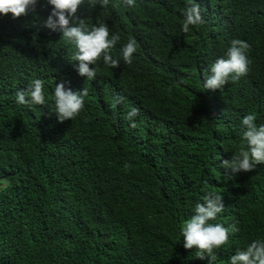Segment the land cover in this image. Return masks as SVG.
<instances>
[{"label": "trees", "instance_id": "16d2710c", "mask_svg": "<svg viewBox=\"0 0 264 264\" xmlns=\"http://www.w3.org/2000/svg\"><path fill=\"white\" fill-rule=\"evenodd\" d=\"M195 2L205 23L184 33L188 0H84L70 22L105 23L121 37L111 52L119 67L99 61L92 81L78 74L75 48L44 27L47 0L16 19L0 15V264H209L180 235L206 191L223 195L214 222L239 228L215 264L264 239V165L235 175L221 167L239 151L243 117L264 124V0ZM129 37L138 48L126 64ZM238 37L257 46L258 68L252 61L238 82L206 90L209 66ZM34 79L45 81L46 104H18ZM61 82L89 90L63 123L52 101Z\"/></svg>", "mask_w": 264, "mask_h": 264}, {"label": "clouds", "instance_id": "9594fccd", "mask_svg": "<svg viewBox=\"0 0 264 264\" xmlns=\"http://www.w3.org/2000/svg\"><path fill=\"white\" fill-rule=\"evenodd\" d=\"M84 0H47L52 11L43 22L44 27L52 32L61 33V39L75 48L72 61H78L77 72L87 81L96 78L99 71L98 62L103 61L105 66L117 68L120 64L119 58H113L112 49L120 42L119 33H111L105 23H99L89 27L84 20L73 25L70 18L77 14L79 6ZM90 7H95L96 0H88ZM124 3L132 7L135 0H124ZM37 0H0V15L11 14L13 19L27 15L29 8H35ZM109 0H101V6H107ZM183 21L181 30L184 33L190 31V26L195 27L205 23L201 7L195 0H188L183 9ZM243 32L240 25L239 30ZM255 44L250 45L243 37L233 39L227 49L226 56L218 58L209 66L207 74L203 79L206 90H222L228 83L238 82L246 76L251 66H254L252 56ZM138 44L132 37L121 49V56L126 64L132 63L133 54L137 51ZM254 65H253V63ZM90 65L94 67H90ZM255 67H257L255 65ZM258 68V67H257ZM254 68V69H257ZM183 82V81H181ZM45 81L34 79L25 89L16 92L18 104L45 105ZM89 95L87 87L81 91L73 92L65 88L63 82L55 84L52 101L54 113L58 122L63 123L73 120L83 110L85 98ZM122 97L117 98L116 103L122 102ZM139 115L138 108H132L126 115V119L134 121ZM256 115L248 114L241 121L242 143L239 151L230 160H224L221 164L231 175L241 172H251L256 165H264V124L257 125ZM130 127L135 128L132 122ZM125 170L133 167L131 163L125 162ZM205 184L207 182L205 181ZM223 195L217 191H206L200 202L193 209V215L180 226V235L183 238V247L186 250L195 249L197 258L203 260L209 258V264H215L217 256L215 250L220 249L229 242L231 234L239 232L235 225L225 227L221 223H215L218 214L224 212ZM229 264H264V239H255L243 249H238L229 259Z\"/></svg>", "mask_w": 264, "mask_h": 264}]
</instances>
